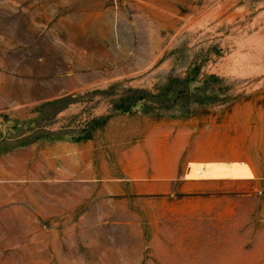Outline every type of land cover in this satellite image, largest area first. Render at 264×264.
Returning a JSON list of instances; mask_svg holds the SVG:
<instances>
[{
    "label": "rangeland",
    "instance_id": "374dc122",
    "mask_svg": "<svg viewBox=\"0 0 264 264\" xmlns=\"http://www.w3.org/2000/svg\"><path fill=\"white\" fill-rule=\"evenodd\" d=\"M0 264H264V0H0Z\"/></svg>",
    "mask_w": 264,
    "mask_h": 264
},
{
    "label": "crops",
    "instance_id": "0c3cea01",
    "mask_svg": "<svg viewBox=\"0 0 264 264\" xmlns=\"http://www.w3.org/2000/svg\"><path fill=\"white\" fill-rule=\"evenodd\" d=\"M141 138V147L146 151L148 158L153 162L146 171H141L132 180H144L152 183L155 188H167L169 184L180 179L181 173L186 163L185 151L189 132L180 127L163 126L153 127ZM133 172H131L132 174ZM250 174L242 164L230 166H199L191 165L188 177L193 178H221V177H243ZM134 175V174H133Z\"/></svg>",
    "mask_w": 264,
    "mask_h": 264
}]
</instances>
